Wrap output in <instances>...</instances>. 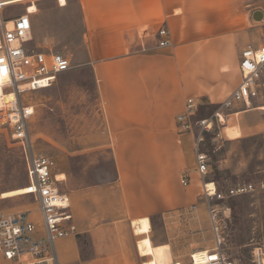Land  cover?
<instances>
[{
    "label": "crops",
    "instance_id": "crops-1",
    "mask_svg": "<svg viewBox=\"0 0 264 264\" xmlns=\"http://www.w3.org/2000/svg\"><path fill=\"white\" fill-rule=\"evenodd\" d=\"M66 2L37 5L30 17L34 39L64 43L67 29L76 28L78 59L91 66L104 108L105 126L97 137L110 142L120 193L117 204L109 205L102 197L105 188L80 192L77 219L84 230H134V221L148 218L154 245L169 244L173 252L181 247L188 256L208 248L202 238L181 239L185 230L213 227L201 198L195 136L183 131L177 118L191 98L201 106H220L238 88L242 52L264 44V20L253 17L257 11L264 15V0ZM53 9L57 14L51 16ZM162 27L172 45L158 48ZM263 107L264 89L249 107L236 103L227 113L225 135L214 134L213 142L240 145L263 135ZM71 211L74 215L72 206ZM104 218L110 223L99 226ZM232 224L231 215L228 230ZM173 230L183 234L174 237ZM59 243H71L72 252L73 241L60 240L58 253Z\"/></svg>",
    "mask_w": 264,
    "mask_h": 264
},
{
    "label": "rangeland",
    "instance_id": "rangeland-1",
    "mask_svg": "<svg viewBox=\"0 0 264 264\" xmlns=\"http://www.w3.org/2000/svg\"><path fill=\"white\" fill-rule=\"evenodd\" d=\"M56 1L38 0L36 5L46 6L47 2L54 4L52 2ZM29 5L24 1L17 6L8 7L3 14L4 19L24 14ZM56 11L51 10L50 15H56ZM58 30L61 32V28ZM67 30L70 33L64 43H58L57 38H51L43 42L35 39L30 44L31 47L54 49L64 54L70 53L72 56L71 69L67 73L60 76L51 88L31 94L28 99L36 110L30 124L34 149L54 158L58 166L57 174H65L66 182L61 185V189L70 196L78 228L76 236L66 238L67 241H73L72 252L71 243H65L63 247L62 243H59L60 259L64 264H136L137 256L140 254L143 257H150L145 264H156L153 249L169 244L154 245L150 221L136 224L134 232V230H84V226L77 219L80 192L91 190L90 192L94 193L93 190L96 188H105L102 190L103 194H99V198L102 194L109 205L117 204L120 193L115 180L116 169L110 142L106 138L97 137L104 129L105 116L96 80L91 66L78 59L76 28L71 27ZM62 34V32L58 34L61 40ZM202 106L196 113L194 121L213 117L219 108L212 112V108ZM224 128L223 123L215 124L212 135H225ZM263 148L264 134L240 145L229 143L219 145L212 139L207 140L205 149L211 156L210 180L217 181L224 190L239 183L257 184L264 180ZM29 183L22 146L12 139V131L0 120V214L29 210L32 211L31 218L42 225V215L37 201L34 197L26 195L28 192L25 189ZM225 206L231 209L233 222L232 230H227L226 233V253L237 264H253L254 248L264 246V191L236 197L227 201ZM204 213L206 218H209L208 208ZM110 221L111 218H104L98 225L105 226ZM185 231L186 236L181 237L182 242L202 238L207 243L206 249L213 247L212 229ZM172 234L177 237L183 234V230H173ZM172 254L173 258L175 255L180 262L189 261L190 255L188 256L187 251L181 247L176 246ZM140 261L138 264H141ZM0 264L14 263L7 262L0 256Z\"/></svg>",
    "mask_w": 264,
    "mask_h": 264
},
{
    "label": "built area",
    "instance_id": "built-area-1",
    "mask_svg": "<svg viewBox=\"0 0 264 264\" xmlns=\"http://www.w3.org/2000/svg\"><path fill=\"white\" fill-rule=\"evenodd\" d=\"M17 0H0V120L12 131V139L21 144L27 162L30 183L27 196L38 203L42 225L32 218V211L0 214V256L14 264H62L57 244L60 240L77 235V226L71 211V201L61 185L66 182L65 174H57L54 158L36 152L30 136V124L36 114L35 106L28 100L31 94L51 88L71 69V60L54 49L31 47L34 42L30 11L38 0H29L26 12L5 20L3 14ZM60 1V0H59ZM61 5V2H60ZM36 13V12H35ZM158 48L172 45L168 28L162 27L158 34ZM240 72L242 81L238 88L219 106L211 118L194 121L201 104L191 98L185 111L177 121L185 132L195 136L197 172L203 182L202 200L207 204L213 227V247L195 250L186 263L174 260L172 264H237L225 250L227 220L231 209L227 201L236 197L264 191V180L257 184L239 183L220 190L217 183L209 180L211 156L205 150L208 135L214 132L215 124L236 103L249 107V100L259 98L264 87V44L249 47L241 54ZM13 97L9 102L5 99ZM264 154V148H263ZM182 184H189L183 177ZM210 186H213L212 188ZM197 209V205L192 210ZM202 250V251H199ZM139 254V252H138ZM139 257L145 264L150 257ZM253 264H264V246H256L252 254Z\"/></svg>",
    "mask_w": 264,
    "mask_h": 264
},
{
    "label": "bare ground",
    "instance_id": "bare-ground-1",
    "mask_svg": "<svg viewBox=\"0 0 264 264\" xmlns=\"http://www.w3.org/2000/svg\"><path fill=\"white\" fill-rule=\"evenodd\" d=\"M24 1H27L28 2L29 0H17V1H14L13 3H22ZM60 2H61V6H66V4H67L66 0H60ZM30 11L35 13V12H38V9H37L36 6H32L30 8ZM12 98L13 97H8L5 100L7 102H9ZM248 103L250 105L251 104V101L249 100ZM4 104L5 103H0V108ZM261 110L264 111V107ZM222 121H223V124L226 123V119L225 118H222ZM210 187L212 188L213 186H210ZM199 251H202V250H199ZM153 259H154V262L156 261V264H172L174 262V258H173V254H172V249L170 248L169 245H165V246H162V247L154 248L153 249Z\"/></svg>",
    "mask_w": 264,
    "mask_h": 264
},
{
    "label": "trees",
    "instance_id": "trees-1",
    "mask_svg": "<svg viewBox=\"0 0 264 264\" xmlns=\"http://www.w3.org/2000/svg\"><path fill=\"white\" fill-rule=\"evenodd\" d=\"M206 106H208V107H210V108H212V112L213 111H215L219 106H214V105H206ZM203 106H200L199 107V109H201ZM214 137V135H208V137H207V139L208 140H211L212 138ZM206 150V149H205ZM149 221V219L148 218H145L144 220H136V221H134V225H133V229H134V232H135V230H136V224H138V223H142V222H148ZM151 222V221H150Z\"/></svg>",
    "mask_w": 264,
    "mask_h": 264
},
{
    "label": "water",
    "instance_id": "water-1",
    "mask_svg": "<svg viewBox=\"0 0 264 264\" xmlns=\"http://www.w3.org/2000/svg\"><path fill=\"white\" fill-rule=\"evenodd\" d=\"M253 17L256 21H263L264 20V15L260 11L255 12Z\"/></svg>",
    "mask_w": 264,
    "mask_h": 264
}]
</instances>
